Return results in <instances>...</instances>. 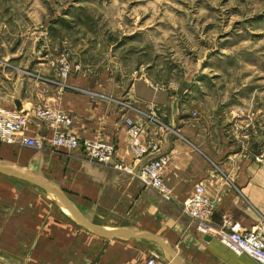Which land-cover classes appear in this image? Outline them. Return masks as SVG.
<instances>
[{
    "label": "crops",
    "instance_id": "0c3cea01",
    "mask_svg": "<svg viewBox=\"0 0 264 264\" xmlns=\"http://www.w3.org/2000/svg\"><path fill=\"white\" fill-rule=\"evenodd\" d=\"M1 72L0 108L18 111L47 105L71 119L58 131L112 142L117 158L135 168L150 156L133 160L124 120L141 124L144 137L158 144L154 155L168 156L163 178L172 197L164 200L133 175L93 162L81 150L54 147L48 140L41 148L0 142L1 165L55 186L92 224L159 237L183 264H257L198 230L180 206L200 182L214 202L211 226L228 219L252 229L264 221V167L245 152L229 154L204 121L180 117L179 106L165 90L139 78L123 88L104 74L99 79L70 77V86L59 90L33 86L24 81L25 73ZM48 131L31 117L23 134L48 137ZM150 258L155 264H171L157 243L94 234L40 187L0 173V264H146Z\"/></svg>",
    "mask_w": 264,
    "mask_h": 264
},
{
    "label": "rangeland",
    "instance_id": "374dc122",
    "mask_svg": "<svg viewBox=\"0 0 264 264\" xmlns=\"http://www.w3.org/2000/svg\"><path fill=\"white\" fill-rule=\"evenodd\" d=\"M0 69L59 90L142 79L264 167V0H0Z\"/></svg>",
    "mask_w": 264,
    "mask_h": 264
},
{
    "label": "built area",
    "instance_id": "2783aa9c",
    "mask_svg": "<svg viewBox=\"0 0 264 264\" xmlns=\"http://www.w3.org/2000/svg\"><path fill=\"white\" fill-rule=\"evenodd\" d=\"M70 67L65 64L60 68L61 78L67 77ZM36 118L49 131L48 137H26L30 118ZM67 114L47 106H36L27 110H6L0 108V142L7 144L20 143L28 147L41 148L48 142L66 150H81L89 160L110 165L115 170H122L136 177L141 184L155 190L164 200H171L172 192L163 178V170L168 162L166 154L154 155L158 152V144L144 137L143 126L130 118H125L126 133L129 149L134 161L145 157L150 158L135 168L126 164L116 156L114 143L104 140H89L58 131L60 125L70 124ZM181 212L196 222L198 230L212 234L218 242L236 254H244L257 264H264V221L252 229H247L224 219L220 226L214 227L209 223L215 209L214 202L205 194V188L200 182L193 185L192 191L184 198L180 206ZM146 264H155L154 258Z\"/></svg>",
    "mask_w": 264,
    "mask_h": 264
},
{
    "label": "water",
    "instance_id": "95a60500",
    "mask_svg": "<svg viewBox=\"0 0 264 264\" xmlns=\"http://www.w3.org/2000/svg\"><path fill=\"white\" fill-rule=\"evenodd\" d=\"M0 173L15 177L21 180H24L26 182H29L31 184H34L41 189H43L47 194H49L51 197H53L61 207L65 208L67 213L71 218H73L79 225H81L86 230L106 237V238H145L149 239L155 243H157L163 251L168 256L171 264H183L179 258L174 254V252L157 236L150 234L148 232H140V233H134L126 228H116V227H105V226H99L90 223L88 220L84 218V216L75 208V206L69 201V199L55 186L45 182L44 180L40 179L37 176L28 174L26 172H23L19 169L1 165L0 164ZM208 239V238H206Z\"/></svg>",
    "mask_w": 264,
    "mask_h": 264
},
{
    "label": "bare ground",
    "instance_id": "6f19581e",
    "mask_svg": "<svg viewBox=\"0 0 264 264\" xmlns=\"http://www.w3.org/2000/svg\"><path fill=\"white\" fill-rule=\"evenodd\" d=\"M63 208V207H62ZM63 210H65V208H63ZM66 211V210H65ZM67 212V211H66Z\"/></svg>",
    "mask_w": 264,
    "mask_h": 264
}]
</instances>
